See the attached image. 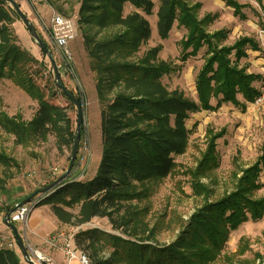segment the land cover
Returning a JSON list of instances; mask_svg holds the SVG:
<instances>
[{
    "label": "trees",
    "instance_id": "16d2710c",
    "mask_svg": "<svg viewBox=\"0 0 264 264\" xmlns=\"http://www.w3.org/2000/svg\"><path fill=\"white\" fill-rule=\"evenodd\" d=\"M190 1L159 0L156 27L162 39L168 37L175 22L186 29L179 41L182 62L207 48L195 79L197 99L163 83V76L176 67L159 58L161 45L138 55L152 35L147 16L153 13V0H75L79 5L78 29L101 105V159L90 179L66 180L38 205H49L62 224L79 227L94 218H106L112 229L123 234L105 236L97 228L76 233L75 245L90 250V264H213L232 231L246 221L264 217V195H256L264 187V143L256 161L237 175L233 190L216 200L205 201L173 242L161 245L155 240L154 231L145 220L147 207L139 206L161 180L174 172L175 157L186 152L190 136L186 122L192 113L213 111L226 103L246 111L247 103L259 95L254 82L261 81L262 75L248 72L247 65L240 64L247 50H260L259 43L245 36L232 45L224 44L228 31L210 33L207 26L215 15L199 19L197 9L201 3L191 5ZM223 1L234 9L235 15L246 18L242 11L245 5L236 0ZM127 4L136 10L124 13ZM13 15L18 17L15 9L0 0V21L9 22ZM31 61L38 62L3 26L0 78L15 80L36 99L38 106L28 121L20 114L11 117L0 111V129L13 136L17 145L47 141L53 135L56 148L63 152L65 147L73 146L76 128L71 126L66 108L51 103L33 82L29 73ZM239 94L243 102L239 101ZM225 134V128L208 129L207 149L195 171L197 177L207 176V171L219 166L217 140ZM14 168L18 169L19 163L0 152V192L7 191ZM196 183L197 192H208L205 184ZM10 209L11 206L6 207L5 211ZM107 250L110 255L103 256ZM0 264L30 263L22 260L15 249L0 244ZM258 264H264V257Z\"/></svg>",
    "mask_w": 264,
    "mask_h": 264
},
{
    "label": "rangeland",
    "instance_id": "374dc122",
    "mask_svg": "<svg viewBox=\"0 0 264 264\" xmlns=\"http://www.w3.org/2000/svg\"><path fill=\"white\" fill-rule=\"evenodd\" d=\"M153 1L155 4L153 13L147 16L152 27V35L141 47L138 55L141 56L149 48L161 45L159 58L176 67L175 71L163 76V83L170 89L179 88L188 96L197 99L195 79L204 63V54L207 48H203L197 56L182 62L179 41L186 35V29L178 26L175 22L168 37L160 38L156 27L159 0ZM236 1L245 5L242 11L246 18L235 15L234 9L227 6L223 0H192L190 3L191 5L201 3L197 9L199 19H203L208 14L215 15V18L213 17L212 22L207 26V30L210 33L221 29L227 30L228 37L223 42L224 44L232 45L237 39L245 36L256 39L260 44L259 37L264 31V0L261 3L259 0ZM16 2L34 25H39L40 22L43 32L48 30V36L45 37L35 25L41 39L43 38L42 40H45L50 46L62 83L80 100L83 113L81 135L73 171L67 180L73 178L88 180L97 171L102 153L101 105L96 95L94 72L90 68V60L83 46L78 23L75 39L70 43L71 59L66 63H62L61 53L57 51L49 30L50 18L53 13L57 12L66 17L77 18L79 5L75 0H16ZM37 2L48 6L49 15H44L45 11L42 14L37 11V7L39 8ZM22 3L25 4L24 7ZM42 9L45 10V7ZM132 9L133 7L127 4L124 13H128ZM12 17L9 22L0 21V29L6 26L13 40L27 51L29 56L37 59L38 62L31 61L32 63L29 65V73L33 82L42 89L45 98L51 103L66 108L71 119V126L75 129L77 107L55 85L51 60L33 40L22 19L15 15ZM259 56L264 59V52L260 50ZM240 64L244 65V62H240ZM251 64L253 63H248L247 71L262 73L264 60L255 63L253 67ZM260 84L261 81L258 82V88ZM213 103L216 104L215 101ZM37 106L36 99L15 80L0 78V111L6 112L11 117L20 114L21 118L28 121L32 118ZM193 116L195 115L191 114L186 122L190 130L189 145L184 154L175 157L177 166L174 172L161 180L154 187L150 196L139 203L140 207H147L145 220L148 221L149 228L153 229L155 240L161 245L173 242L191 215L205 201L216 200L232 191L237 182V175L241 173L242 168L256 161L264 143V112L261 109H254L249 103H247L246 111L231 104L229 108L207 110L198 119ZM222 128L226 129V134L217 140L219 166L214 170L207 171V176L197 177L195 171L207 149L208 129L219 131ZM13 141V136L5 134L0 129V152H5L19 163L18 169L11 170L14 176L7 182V191L0 192V224L4 223L6 207L13 208L22 201L23 197L30 195L34 190L53 181L65 172L69 166L73 149L71 146L65 147L63 152L59 151L56 148L53 135H50L47 141L31 142L28 145H17ZM56 171L60 174L56 175ZM261 181L264 183V173L261 175ZM196 182L205 184L209 188L208 192L204 194L197 192L194 187L197 186ZM256 195H264V187ZM38 206L41 205L37 204L35 208ZM106 221L96 218L79 227L68 225L61 229L58 228L50 234L61 230L75 236L79 231L97 228L104 231L105 236L109 233L123 236L119 231L112 229L109 222ZM25 223L15 225L27 246L29 245L31 249H42L52 263L61 261V255L46 249L44 243L43 245L35 244L28 237ZM5 231L11 232L12 230L8 227ZM7 235L0 230V244L6 246L7 243V246L15 249L23 260L13 232L9 238H6ZM79 250L85 253L91 261L90 250ZM102 255H110V250L103 252ZM262 257H264V217L255 222L246 221L237 230L232 231L226 247L213 264H258Z\"/></svg>",
    "mask_w": 264,
    "mask_h": 264
},
{
    "label": "built area",
    "instance_id": "2783aa9c",
    "mask_svg": "<svg viewBox=\"0 0 264 264\" xmlns=\"http://www.w3.org/2000/svg\"><path fill=\"white\" fill-rule=\"evenodd\" d=\"M50 33L53 37L57 51L61 53L62 63H66L71 59L70 43L75 39L77 32V18L66 17L63 14L53 13L50 18ZM259 47L264 52V31L259 37ZM262 80L259 86V95L255 100L249 103L254 109H261L264 112V68L262 70ZM59 175L58 171L55 172ZM42 199V198H41ZM40 199V200H41ZM35 200L19 207L12 213L10 221L14 224L25 223L31 211L40 202ZM46 249L53 251H60L66 257L67 262L78 260L81 264H90L88 256L80 251L74 242V235L65 231H56L48 234L44 240ZM31 259L35 263H52L42 249H31L28 245Z\"/></svg>",
    "mask_w": 264,
    "mask_h": 264
},
{
    "label": "water",
    "instance_id": "95a60500",
    "mask_svg": "<svg viewBox=\"0 0 264 264\" xmlns=\"http://www.w3.org/2000/svg\"><path fill=\"white\" fill-rule=\"evenodd\" d=\"M9 5L15 9L17 15L22 19L23 23L26 25L28 31L30 32L33 40L36 42L38 47L44 51L49 59L51 60L52 67H53V72H54V81L55 85L65 94L70 101H72L76 107H77V124H76V138L73 143V149H72V154L70 157V162L68 168L65 170L64 173H62L60 176H58L56 179L51 181L50 183L36 189L34 192H32L29 196L24 198L22 201H20L18 204H16L13 208H11L5 215L4 217V223L7 225L13 232V236L15 238V241L19 247V250L21 251L23 255V259L25 262L30 263V264H41V263H35L31 259V254L28 249V246L24 240V238L20 235L17 226L10 222V217L13 212H15L19 207L22 205H25L27 203H30L35 200H40L44 196H47L49 193L53 192L56 188H59L60 186L63 185L64 181L67 180V178L70 176V174L73 171V166L77 157L78 153V145L80 141V135H81V126L83 122V116H82V105L80 101L69 91V89L62 83L61 81V75L58 70V67L55 63L53 54L51 49L44 43V41L41 39L37 28L35 25L31 22L30 18L24 13L21 9V7L18 5L16 0H4ZM43 264H50V263H43Z\"/></svg>",
    "mask_w": 264,
    "mask_h": 264
},
{
    "label": "crops",
    "instance_id": "0c3cea01",
    "mask_svg": "<svg viewBox=\"0 0 264 264\" xmlns=\"http://www.w3.org/2000/svg\"><path fill=\"white\" fill-rule=\"evenodd\" d=\"M26 4H28V3H26ZM38 4H39V8L37 7V11H40V14H42V12L45 11L44 15H46V16L49 15L50 10L47 8L48 6L46 4H42V3H38ZM24 5L25 4L22 3L23 7H24ZM35 6H37L36 3H35ZM42 7H45V10H43ZM133 10H136V9L133 8L131 11H133ZM137 11H140V10L137 9ZM43 18H45V17H43ZM35 25L38 27V29H40V32H43V28L41 27L40 22H39V25L38 24H35ZM47 34H48V30L43 32V35L45 37L48 36ZM259 51L260 50H258V51L247 50V56L245 58L241 59L244 61H240V62L241 63L244 62L245 65H248V63L251 62V63H253V64H251L253 67V65L255 63H259V62L264 60L263 57L259 56ZM248 67H249V65H248ZM249 72H251V70ZM254 85L257 87L258 82H254ZM238 99L241 102L244 101L242 95H240V94L238 95ZM231 104L232 103L223 104L219 109H222L224 107L229 108L231 106ZM205 112H207V110H202V111H199L196 113H192V115H195L193 117L195 119H198L199 116H201V114L205 113ZM94 174H93V176H94ZM95 219L96 218H94L93 220H95ZM100 219L107 220L106 218H100ZM3 222H4V220H3ZM106 222H108V220ZM25 226L27 229L28 237H30V239H32L33 242H35V244H40V245L42 244L43 245L45 238L48 236V234H50V232H52L58 228L61 229L64 226H68V225L62 224L59 222V220L56 218V216L52 213L49 205H41V206L36 207L33 211H31V213L29 214V217L27 219V222L25 223ZM7 228L8 227H7V225H5V223L0 224V230L5 232L6 234H8L6 238H9V236L12 235V231L11 232L5 231ZM2 245H4V244H2ZM7 245L8 244L6 243V246ZM55 252L57 255L62 256V260L59 262H56V263L54 262L52 264H80L77 260L67 262L64 254H62L60 251H55Z\"/></svg>",
    "mask_w": 264,
    "mask_h": 264
}]
</instances>
